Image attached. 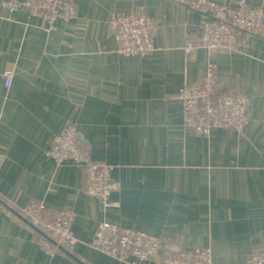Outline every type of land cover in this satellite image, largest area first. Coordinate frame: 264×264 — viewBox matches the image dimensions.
Returning <instances> with one entry per match:
<instances>
[{"label": "crops", "instance_id": "obj_1", "mask_svg": "<svg viewBox=\"0 0 264 264\" xmlns=\"http://www.w3.org/2000/svg\"><path fill=\"white\" fill-rule=\"evenodd\" d=\"M11 1L0 0V264H127L92 245L103 220L151 232L166 249H209L212 264H248L264 248V27L241 33L237 50L189 53L206 11L176 0H74L76 16L55 29ZM138 8L160 24L156 49L127 56L114 17ZM209 63L216 93L251 97L243 129L207 137L185 125L180 89ZM71 123L91 155L113 166L119 207L88 189L82 166L45 155ZM33 196L72 217L76 257L42 247L25 215Z\"/></svg>", "mask_w": 264, "mask_h": 264}, {"label": "built area", "instance_id": "obj_2", "mask_svg": "<svg viewBox=\"0 0 264 264\" xmlns=\"http://www.w3.org/2000/svg\"><path fill=\"white\" fill-rule=\"evenodd\" d=\"M194 9H204L200 32L187 40V52L197 47L214 48L231 52L239 47L243 32L259 33L264 27V5H250L247 0H237L236 6L213 0H176ZM9 6L25 7L40 15L50 29L57 27L59 18L76 16L74 0H12ZM117 49L127 55H148L156 49L155 35L159 22L143 8L118 13L114 17ZM1 69V68H0ZM1 72V70H0ZM5 85L10 87L12 71H4ZM217 72L214 63H209L203 77L185 83L179 96L183 101L185 125L194 132L209 137L215 127L243 129L252 115V101L247 93H216ZM47 157L58 163L72 160L82 166L87 174L88 189L101 197L107 208H117L120 202L113 193L119 189L120 181L113 177V166L93 157L79 138L78 127L68 124L56 135ZM26 217L43 229L51 238L73 250L79 243L72 217L49 207L43 198L31 197L26 208ZM40 244L50 253L59 251V246L45 235ZM92 245L99 250L120 258L127 264H212L209 249L165 248L161 239L148 231L123 226L103 220L98 225ZM248 264H264V248L256 250Z\"/></svg>", "mask_w": 264, "mask_h": 264}, {"label": "water", "instance_id": "obj_3", "mask_svg": "<svg viewBox=\"0 0 264 264\" xmlns=\"http://www.w3.org/2000/svg\"><path fill=\"white\" fill-rule=\"evenodd\" d=\"M31 222V221H30ZM31 224L33 225V227L37 230V231H39L42 235H45V236H47L48 238H50L54 243H57L58 244V246L61 248V249H63L64 251H66L67 253H69V254H71V255H74V253H73V251L71 250V249H69V248H67L66 246H64L63 244H60V243H58L55 239H53V238H51L43 229H41V228H39V227H37L35 224H33L32 222H31ZM168 248H172V249H178V248H176V247H168ZM75 256V255H74ZM76 257V256H75Z\"/></svg>", "mask_w": 264, "mask_h": 264}, {"label": "rangeland", "instance_id": "obj_4", "mask_svg": "<svg viewBox=\"0 0 264 264\" xmlns=\"http://www.w3.org/2000/svg\"><path fill=\"white\" fill-rule=\"evenodd\" d=\"M197 48H198V47H197ZM195 49H196V48H195ZM193 50H194V49H193ZM193 50H192V51H193ZM192 51H190V52H192ZM190 52H189V53H190ZM216 84H217V80H216ZM216 84H215V87H214L215 90H216ZM215 128H216V127H215ZM192 131H193V130H192ZM197 134H198V133H197ZM199 135H201V134H199Z\"/></svg>", "mask_w": 264, "mask_h": 264}, {"label": "trees", "instance_id": "obj_5", "mask_svg": "<svg viewBox=\"0 0 264 264\" xmlns=\"http://www.w3.org/2000/svg\"><path fill=\"white\" fill-rule=\"evenodd\" d=\"M59 251H63V252H66V251H64L63 249H61V248H59Z\"/></svg>", "mask_w": 264, "mask_h": 264}]
</instances>
